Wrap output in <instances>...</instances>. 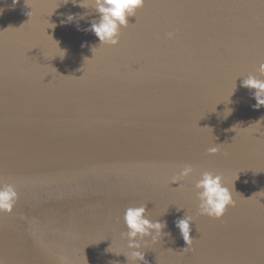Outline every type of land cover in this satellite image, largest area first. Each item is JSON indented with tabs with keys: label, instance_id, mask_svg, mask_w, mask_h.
I'll list each match as a JSON object with an SVG mask.
<instances>
[{
	"label": "water",
	"instance_id": "water-1",
	"mask_svg": "<svg viewBox=\"0 0 264 264\" xmlns=\"http://www.w3.org/2000/svg\"><path fill=\"white\" fill-rule=\"evenodd\" d=\"M72 2L0 0V184L19 197L0 213V264H132L123 215L141 205L167 223L143 264H264V107L240 87L264 62V0H145L116 47ZM203 171L234 184L219 220L197 212Z\"/></svg>",
	"mask_w": 264,
	"mask_h": 264
},
{
	"label": "clouds",
	"instance_id": "clouds-1",
	"mask_svg": "<svg viewBox=\"0 0 264 264\" xmlns=\"http://www.w3.org/2000/svg\"><path fill=\"white\" fill-rule=\"evenodd\" d=\"M17 2L18 0H12L13 6ZM88 3L91 5V9L94 10L98 18L91 20L89 22V27L83 29V31L91 32L96 37L98 46L106 45L116 47L120 43L121 30L129 26L128 17L136 15L138 10L144 6L145 0H88ZM73 4L86 8L80 3V0H76ZM2 11L3 10L0 9V12ZM79 19H84V15L68 14L60 23L66 24L75 22L77 30H80L78 23ZM48 25L49 26L45 28L46 34H48L46 29H55L57 26L55 23H50L49 21ZM166 36L168 39H173L175 33L168 32ZM54 41L57 43L58 49L63 53L62 55H56L54 57L58 56L63 59L67 50L60 48L59 41ZM83 46L84 45H82V47ZM94 47L91 48V51ZM256 71L258 75L248 74L242 77L240 87L251 91L252 98L255 100V104L252 105V107L254 109H260L264 107V79L261 78L264 77V62L259 64ZM231 111L228 115L231 114ZM227 116H225V118ZM261 120H264V117H262ZM261 120H257L253 123L259 126L256 132L259 133V135L262 132ZM237 125H233L228 131L235 132L234 129ZM219 150L220 149L216 145H213L207 149V152L209 155H215ZM193 172V166L185 164L171 178L170 183L176 184L177 188H179L181 186L180 181L192 176ZM193 188L198 201L197 212L200 216H207L219 220L224 216L228 207L235 206L236 201L233 199L232 195V192L235 191L234 184L232 189L225 186L220 174L210 171L201 172ZM260 192L261 191H258L256 193ZM18 198V192L13 184H0V213L11 214ZM193 222V217L186 214H184L182 218H178L174 221V227L179 230L180 236L186 245V247L183 248L185 251L192 250L193 239L190 236V225ZM123 223L126 231L122 232L121 236L126 239L127 248L129 249L128 255L125 256V258L130 259L132 264H143L145 261V252L141 250L142 247L147 246L149 242L152 244L159 242L162 237L165 236L163 229L167 227V223L160 220L154 221L149 219L146 215L145 205L128 207L125 209ZM166 234L170 235V233Z\"/></svg>",
	"mask_w": 264,
	"mask_h": 264
}]
</instances>
